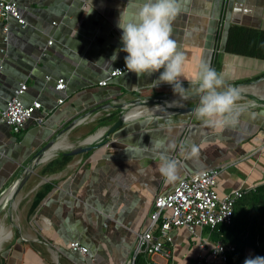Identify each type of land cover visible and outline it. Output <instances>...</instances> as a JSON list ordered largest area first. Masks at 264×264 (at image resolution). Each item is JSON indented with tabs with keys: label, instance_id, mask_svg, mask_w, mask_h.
I'll return each mask as SVG.
<instances>
[{
	"label": "crops",
	"instance_id": "0c3cea01",
	"mask_svg": "<svg viewBox=\"0 0 264 264\" xmlns=\"http://www.w3.org/2000/svg\"><path fill=\"white\" fill-rule=\"evenodd\" d=\"M14 1L28 26L23 29L11 19L5 43L0 22V113L14 91L26 84L22 101L26 106L41 102L43 110L38 115L45 122L37 126L30 121L21 134H15L0 119V196L48 142L57 139L56 147L65 139L82 140L112 126L103 122L119 114L114 109L99 111L95 121L83 124L82 119L61 134L94 108L113 101L123 104L139 95L172 93L167 84L157 87L158 73L137 76L129 72L106 87L99 85L111 71L125 65L127 53L123 51L116 61L110 58L121 45L116 22L128 0ZM180 2L182 11L173 22V38L186 56L189 79L185 87L195 92L196 85L190 81L204 63L224 74L225 87H240V94L245 95L240 99L251 107H244L234 126L222 129L204 125L195 115L162 116L144 126L132 127L130 122L102 147L71 156L65 168L43 175L45 166L64 153L47 160L34 170L41 180L31 190L23 222L17 223L0 251V264H127L135 256L136 234L150 225L156 196L172 192L187 174L220 167V193L264 184V60L226 51L232 28L264 31V0ZM59 79L66 82L64 91L56 90ZM61 99L63 104H59ZM184 101L186 106L198 102L192 97ZM155 141L173 145L167 154L179 160L178 181L170 183L159 172V154L150 147ZM138 145L149 148L137 154L131 149ZM44 186L49 188L43 190ZM41 189L48 192L31 214ZM173 237L172 257L147 256L151 264H187L198 255L186 229L175 230ZM72 242L87 247L89 254H73Z\"/></svg>",
	"mask_w": 264,
	"mask_h": 264
},
{
	"label": "clouds",
	"instance_id": "9594fccd",
	"mask_svg": "<svg viewBox=\"0 0 264 264\" xmlns=\"http://www.w3.org/2000/svg\"><path fill=\"white\" fill-rule=\"evenodd\" d=\"M181 11L180 0H128L116 22L121 30V45L113 52L110 62L116 61L121 51L127 53L124 61L128 72H134L137 76L158 73L154 80L157 87L169 85L174 97L183 101L193 93L185 87V81L189 79L185 72V53L173 38V22ZM192 84L196 85L195 93L199 96V103L194 109L197 119L214 129L232 127L237 123L244 110V106L237 103L241 94L235 86L225 87L223 73L201 63L200 70L190 81ZM123 119L130 121V126L134 127L147 125L154 116L150 110L134 106L123 115ZM150 147L159 154L161 175L170 183L178 181L181 178L178 162L167 154L173 145L155 141L151 142ZM148 148L147 145H138L131 150L142 154ZM193 154L194 148L189 156ZM244 264H264V256H250L244 260Z\"/></svg>",
	"mask_w": 264,
	"mask_h": 264
},
{
	"label": "built area",
	"instance_id": "2783aa9c",
	"mask_svg": "<svg viewBox=\"0 0 264 264\" xmlns=\"http://www.w3.org/2000/svg\"><path fill=\"white\" fill-rule=\"evenodd\" d=\"M11 19H15L23 29L28 26L14 0H0V22L3 24L5 43L8 42ZM52 43L50 41L49 45ZM1 53L3 56L7 55L6 50H2ZM127 73L129 72L125 65H122L111 71L109 78L100 81L99 85L106 87L111 80ZM47 79L51 80L50 77ZM166 87L171 90L169 85ZM27 88L26 84H21L0 113L1 122L10 127L15 134H21L30 121H34L37 126L45 122V117L38 115L43 110L41 102L35 101L26 106L22 101ZM65 88V80L59 79L56 90L64 91ZM63 102V99L59 100V104ZM190 125L191 122L186 127ZM173 159L179 162L176 157ZM220 173V167H211L187 174L176 184L172 192L157 195L152 206L150 225L145 231L136 234L135 256L127 264H136V258L140 254L169 260L173 255V232L181 228L188 231L199 249L198 255L187 264H228L236 248L222 242H214L212 233L219 226H231L234 223L237 202L252 189L220 193L218 189ZM69 249L73 254L82 256L89 254V249L79 242L70 243Z\"/></svg>",
	"mask_w": 264,
	"mask_h": 264
},
{
	"label": "trees",
	"instance_id": "16d2710c",
	"mask_svg": "<svg viewBox=\"0 0 264 264\" xmlns=\"http://www.w3.org/2000/svg\"><path fill=\"white\" fill-rule=\"evenodd\" d=\"M226 51L236 55L264 60V31L234 27L230 30ZM119 114H113L103 123H115ZM103 126V125H102ZM71 156H60L48 163L42 174L53 173L65 168ZM44 186L42 189H48ZM42 189L35 196L30 213L33 214L48 191ZM208 231V230H207ZM209 232V231H208ZM214 242L234 246L236 252L228 264H244L248 257L264 256V184L252 189L241 198L235 208L234 223L219 226L212 233ZM136 264H151L147 255L140 254Z\"/></svg>",
	"mask_w": 264,
	"mask_h": 264
},
{
	"label": "water",
	"instance_id": "95a60500",
	"mask_svg": "<svg viewBox=\"0 0 264 264\" xmlns=\"http://www.w3.org/2000/svg\"><path fill=\"white\" fill-rule=\"evenodd\" d=\"M237 88L239 89V91H241L240 87H237ZM191 93H193V95H191L190 97L196 98L198 101L195 105L184 106L183 110L180 113L167 114L163 117L164 118H167V117L178 118V117L186 116V115L194 116L195 115L194 109L197 107V105L199 103V96L195 92H191ZM175 99H179V98L174 97L173 93L161 94V95L153 96V97H143V96L139 95V100H140L141 104H138V106L141 105L142 107H150V106L155 105L161 101H170V100H175ZM237 103L243 105L244 107H251L249 104H247V101L245 103L242 101V99L237 101ZM134 106H136V105L120 104L116 101L108 102L104 105H101V106H98L97 108H94L88 114H85L84 116L80 117L79 119L74 120L71 124H69L65 128V130L61 134L66 133V132L70 131L72 128L76 127L79 124V122L82 119H84L85 117L92 116L99 111L113 110V109L119 111L118 120L115 123H113L112 126L106 128V131L104 132V134L102 136V140L100 142L88 145L85 148H83L77 152L64 153V155H68V156H72V157L84 155V154H87L89 152H92V151L102 147L105 144V142L107 140H109L115 133H117L122 127H124L125 125L130 123V121H125L123 119V115L130 109V107H134ZM158 117H160V116H154V118H158ZM56 142H57V139H53L50 142H48L43 148H41L37 152V154L34 156V158L27 165L22 166V169L20 170V172L17 174L15 179L12 181L9 188H7L9 190L12 187V189L14 190V193H15L14 198L16 197V195H18L22 192L26 182L28 181L27 178L31 175V173L34 172V170L37 167H39L40 165L46 164L47 160H45V158H44L45 154L55 146ZM5 193H6V191L3 192V194L0 196V200ZM1 226L2 225H0V230H1Z\"/></svg>",
	"mask_w": 264,
	"mask_h": 264
},
{
	"label": "bare ground",
	"instance_id": "6f19581e",
	"mask_svg": "<svg viewBox=\"0 0 264 264\" xmlns=\"http://www.w3.org/2000/svg\"><path fill=\"white\" fill-rule=\"evenodd\" d=\"M260 92H262V91H260ZM241 97H245V95H241ZM262 97H260V98H262ZM194 99H196V98H194ZM173 101H161V102H159L155 105H152L150 107H142L141 105L138 106V104H141V102L139 99H135V98L130 100L129 102L127 100L126 101L123 100L122 102H123V104L128 103V105H136L141 110H150L153 113V116L162 117V116H165L167 114L180 113L183 110V107L186 106L185 105L186 101H184V100L182 101V100L177 99V100H173ZM97 118H98L97 115L89 116L86 119H83V124L95 121ZM105 131H106V129L103 128V129L97 131L96 133L94 132L95 134H92L86 138L82 137L83 139L79 140L76 143H73L69 139H65L64 141H62V143H59V145H57L56 147H54L53 149L48 151L45 154L44 158H45V160H49V159H52L53 157H55L61 153L77 152V151L85 148L88 145L100 142L102 140V136H103ZM58 140H60V139H58ZM30 178H31V175L27 178L28 181ZM27 182H26V184H27ZM14 194H15L14 190L11 187L9 190H7V192L3 195V197L0 200V212L6 208L4 218L7 220L6 224H5V221L3 222V225L1 226V230H0V251L2 250V248L4 247L6 242L11 238L13 230L18 225L17 223H18V220L20 218L19 216L21 214V210L19 209L20 208L19 205L21 204L22 200H24V198L29 197L32 194V191L27 192V194H24V193L21 194L20 193L21 195L18 194V195H16L15 198H14ZM3 236H7V237L9 236V237L7 239Z\"/></svg>",
	"mask_w": 264,
	"mask_h": 264
},
{
	"label": "rangeland",
	"instance_id": "374dc122",
	"mask_svg": "<svg viewBox=\"0 0 264 264\" xmlns=\"http://www.w3.org/2000/svg\"><path fill=\"white\" fill-rule=\"evenodd\" d=\"M124 101H126V100H124ZM126 105H128V103L126 104ZM93 122V121H92ZM89 123H91V122H89ZM79 140H76V141H72L73 143H76V142H78ZM37 175V176H36ZM40 180H41V178H40V176H39V174L36 172H34V173H32L31 174V178L29 179V181L27 182V184H25V186H24V188H23V193L24 194H27V192H30L32 189H33V187H35L39 182H40ZM28 199H29V197H26V198H24V200H22V202H21V204L19 205L20 206V210H21V214H20V218H19V220H18V222H19V224H20V222L22 223L23 222V220H24V217H25V215H26V211H27V207H28ZM4 211V212H3ZM3 211H1L0 212V225H3V222L5 221V224H6V219L4 218V214H5V211H6V208L3 210ZM3 212V213H2ZM23 214V215H22ZM22 216V217H21ZM22 219V220H21ZM2 223V224H1ZM15 231V230H14ZM14 233V232H13ZM207 235V231L205 232V236ZM12 236H13V234H12ZM12 236H11V238H12ZM3 237H5V238H7L8 239V237L7 236H3ZM6 239V240H7Z\"/></svg>",
	"mask_w": 264,
	"mask_h": 264
}]
</instances>
